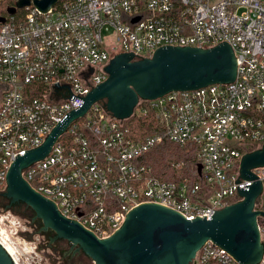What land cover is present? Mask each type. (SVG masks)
<instances>
[{"label": "built area", "instance_id": "built-area-1", "mask_svg": "<svg viewBox=\"0 0 264 264\" xmlns=\"http://www.w3.org/2000/svg\"><path fill=\"white\" fill-rule=\"evenodd\" d=\"M0 16V191L12 162L40 146L106 80L104 67L116 53L152 56L164 45L221 42L236 55L233 82L140 101L135 112L151 113L156 123L144 138L96 102L22 175L99 238L118 230L143 202L187 219L211 218L252 184L240 179V161L264 143V0H60L47 12L32 2ZM110 29L118 43L112 53L105 48ZM163 141L195 152L191 174L179 180L154 174L146 154ZM253 171L263 182L256 208L264 210V167ZM258 228L264 243L263 215ZM196 263L241 264L211 240L197 251Z\"/></svg>", "mask_w": 264, "mask_h": 264}, {"label": "water", "instance_id": "water-1", "mask_svg": "<svg viewBox=\"0 0 264 264\" xmlns=\"http://www.w3.org/2000/svg\"><path fill=\"white\" fill-rule=\"evenodd\" d=\"M60 0H18L10 14L29 5L47 12ZM139 17L133 19L137 21ZM5 17L0 16V22ZM105 81L92 87L84 103L72 110L45 138L44 142L19 155L7 173V187L0 191L9 206L26 205L43 231L54 240H66L75 252L90 257L94 264H194L197 251L209 240L230 252L241 264H259L264 243L258 228L263 182L253 171L264 167V143L243 154L240 179L252 181L238 191L240 200L217 210L211 218L187 219L179 211L157 202H143L131 209L113 234L99 238L78 220L63 215L55 202L36 191L22 171L44 159L54 142L70 124L99 102L120 120L129 119L142 100H153L172 91L199 89L211 84L230 83L237 76V59L228 42L212 47L164 45L152 56L133 52L116 53L104 67ZM199 164L198 171L201 172ZM0 264H17L0 242Z\"/></svg>", "mask_w": 264, "mask_h": 264}, {"label": "rangeland", "instance_id": "rangeland-1", "mask_svg": "<svg viewBox=\"0 0 264 264\" xmlns=\"http://www.w3.org/2000/svg\"><path fill=\"white\" fill-rule=\"evenodd\" d=\"M104 35L110 37L105 43V48L110 53L114 52L118 43L112 40L113 30H105ZM0 227V231H3L1 236L7 240L19 264H74L75 257L71 258L72 255L79 256L76 264H94L84 253L75 252V248H72L68 241H52L54 233L42 230L41 222L34 218V212L30 208L24 204L9 206V200L2 194Z\"/></svg>", "mask_w": 264, "mask_h": 264}, {"label": "trees", "instance_id": "trees-1", "mask_svg": "<svg viewBox=\"0 0 264 264\" xmlns=\"http://www.w3.org/2000/svg\"><path fill=\"white\" fill-rule=\"evenodd\" d=\"M14 5V2H3L0 13L6 14L7 9ZM146 102L143 101L142 104ZM154 115L151 113L143 114L138 110L125 121L131 128L134 135L144 138L155 131ZM198 162L195 152L188 151L187 148L179 147L169 141L157 144L146 154V163L153 168L155 175L162 179L179 180L193 172V166Z\"/></svg>", "mask_w": 264, "mask_h": 264}, {"label": "bare ground", "instance_id": "bare-ground-1", "mask_svg": "<svg viewBox=\"0 0 264 264\" xmlns=\"http://www.w3.org/2000/svg\"><path fill=\"white\" fill-rule=\"evenodd\" d=\"M0 228H1V227H0ZM0 233H3V231H0ZM0 240H1L2 244L6 247V249L8 250V252L12 255V257L14 258V260H15L16 263H17V260H16V258H15V256H14V253H13V251L11 250L10 245H8L7 240L5 239V241H3L1 237H0ZM17 264H19V263H17Z\"/></svg>", "mask_w": 264, "mask_h": 264}, {"label": "flooded vegetation", "instance_id": "flooded-vegetation-1", "mask_svg": "<svg viewBox=\"0 0 264 264\" xmlns=\"http://www.w3.org/2000/svg\"><path fill=\"white\" fill-rule=\"evenodd\" d=\"M64 241H65V240H64ZM67 245H68V243H67ZM77 256H78V255H74V256L72 255V256H71V258H74V257H75V258H74L75 261L73 262L74 264H76L75 262H78L79 256H78V258H77ZM76 260H77V261H76ZM69 262H72V261L69 260ZM194 264H197V263L195 262Z\"/></svg>", "mask_w": 264, "mask_h": 264}]
</instances>
